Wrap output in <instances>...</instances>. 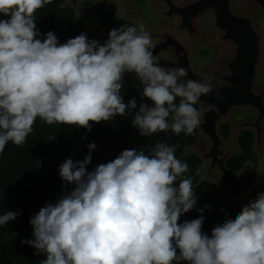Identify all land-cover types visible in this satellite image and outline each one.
I'll return each instance as SVG.
<instances>
[{"label":"clouds","instance_id":"clouds-1","mask_svg":"<svg viewBox=\"0 0 264 264\" xmlns=\"http://www.w3.org/2000/svg\"><path fill=\"white\" fill-rule=\"evenodd\" d=\"M49 3L0 0V16L7 17L0 19V153L9 142L23 145L37 118L90 131V121L127 113L144 137L169 129L190 136L200 126L194 105L212 93L211 84L188 79L181 65L162 66L143 24L113 28L102 45L85 33L59 43L49 31L41 40L34 15ZM126 72L135 73L152 104L136 110L135 97L123 101ZM226 99L216 93L209 106L219 112ZM96 147L92 142L82 161L60 165L71 191L30 217L33 239L20 243L46 255L40 264H264V192L209 235L202 214L178 223L197 203L192 177L184 175L189 165L175 155L178 145L126 149L89 172ZM205 209L210 205L198 211ZM21 212L0 214V226Z\"/></svg>","mask_w":264,"mask_h":264},{"label":"trees","instance_id":"trees-1","mask_svg":"<svg viewBox=\"0 0 264 264\" xmlns=\"http://www.w3.org/2000/svg\"><path fill=\"white\" fill-rule=\"evenodd\" d=\"M66 0H51L34 15L36 27L40 31V39L52 31L59 43H65L81 33H85V25L76 18L71 8L65 7ZM85 13L98 19L99 23L110 32L113 28H120L124 24L136 26L134 23L118 18L117 6L108 1L99 4L88 0L84 3ZM0 19L7 17L0 16ZM86 34V33H85ZM89 40H97L101 45L105 42L103 36L89 33ZM206 55V53H203ZM121 96L127 102L133 97L140 103H147L139 94L142 86L138 79L132 83L122 79ZM179 98L177 99V103ZM148 104V103H147ZM199 111V105H194ZM136 110H133L136 111ZM133 116H115L108 121L99 123L90 121L91 130L77 125L43 123L37 118L33 131L23 145L17 146L9 142L3 153H0V214L7 211L22 210L21 214L6 226H0V264H40L46 259L45 254L34 255L36 251L29 245H21V239H33V228L29 223L30 217L39 212L47 202H55L62 194L70 192L72 185L64 182L59 173L60 165L68 158L73 161H82L88 155V144L95 142L97 147L91 153V163L87 171H92L100 164L115 159L123 150H145L155 143L164 142L169 145H178L175 155L182 162H187L190 171L185 176H191L193 189L197 196V203L192 210L183 214L178 223L199 218L202 214L204 221L202 231L211 234V230L221 224L231 215L235 216L240 210L231 202L220 203L219 191L212 179L202 181L204 164L202 159L192 153L197 145L199 134L194 130L192 135H179L170 129L150 136L140 135L139 130L132 125ZM171 122V117L168 118ZM221 133L224 139L230 135V127L223 125ZM254 136L245 132L239 139L241 153L234 157L229 167L233 173L240 172L247 163L255 159L252 152ZM255 178L249 174L241 182L242 189L251 188ZM258 193L248 199V203L256 198ZM210 205L200 213L198 209ZM15 234V235H14ZM173 264H188L186 261H173Z\"/></svg>","mask_w":264,"mask_h":264},{"label":"water","instance_id":"water-1","mask_svg":"<svg viewBox=\"0 0 264 264\" xmlns=\"http://www.w3.org/2000/svg\"><path fill=\"white\" fill-rule=\"evenodd\" d=\"M82 1L66 0L65 7L73 9L77 19L87 24L86 33L105 34L99 29L96 20L85 16ZM152 1L158 5L156 15L164 20L163 25H149L136 9L129 7L124 9L122 16L138 26L143 24L152 37L155 45L153 55L159 63L162 62L165 67L181 65L189 70L188 79L211 84L212 93L202 96L196 103L200 107L201 124L195 129L199 140L191 152L203 161L202 181L215 179L220 203L228 200L241 210L247 204L238 185L244 173L232 175L227 167L234 149L220 157L226 142L219 130L222 124H232L233 140L245 129L255 131L256 150L262 154L264 165V84H261L264 70V0ZM207 17L212 19L211 27L215 36L210 42L217 48V54L212 65L201 70L194 63V45L204 36L202 21ZM122 79L132 83L137 80L135 73L127 72ZM216 93L227 97L226 101L217 104L219 112L209 106L214 103ZM139 94L148 104H152L142 96L141 90ZM250 111L256 113L254 118L235 123L236 114ZM257 191L264 192V188L257 187L252 192Z\"/></svg>","mask_w":264,"mask_h":264},{"label":"flooded vegetation","instance_id":"flooded-vegetation-1","mask_svg":"<svg viewBox=\"0 0 264 264\" xmlns=\"http://www.w3.org/2000/svg\"><path fill=\"white\" fill-rule=\"evenodd\" d=\"M86 1H88V0H83L82 1V10H83V12H84V14H85V16L86 17H88V18H90V19H92V20H96V22H97V25H98V27L99 26H101V27H104V26H102L100 23H99V21H98V19H96V18H91V17H89L86 13H85V11H84V3L86 2ZM91 1H93L94 3H96V4H99L100 2H102V1H108V2H110V3H112V4H115L116 6H117V16H118V18H121V19H124V20H127V21H129V22H132V23H134L137 27H139L138 26V24L137 23H135V22H133V21H131V20H128V19H126L125 17H123L122 16V13H123V11H124V9L126 8V7H129V8H133V9H136L138 12H139V14L141 15V17L145 20V18L142 16V14L140 13V11L138 10V8H136V7H132V6H129V5H124V7H123V10H121V11H119V8H118V5H117V1L118 0H115L114 2H112V1H110V0H100V1H96V0H91ZM140 3H144V0H138ZM154 5H155V11H154V13H155V16L156 17H158V18H160V19H162L161 17H159L158 15H156V11L158 10V5L155 3V2H153L152 0H150ZM65 6H66V4H65ZM73 10V9H72ZM74 11V10H73ZM75 12V11H74ZM75 15H76V12H75ZM77 18V17H76ZM208 18H211V17H208ZM78 20H80V19H78ZM80 21H82L83 23H84V25H85V33H86V30H87V24L83 21V20H80ZM146 21V20H145ZM203 21H204V19H203ZM202 21V22H203ZM211 21H212V19H211ZM146 23H148L147 21H146ZM165 22H164V20L162 19V24H160V25H158V26H153V25H151V24H149V25H151V26H153V27H159V26H161V25H163ZM203 27V26H202ZM105 28V27H104ZM212 28V27H211ZM99 29H100V27H99ZM105 29H107V28H105ZM204 29V28H203ZM101 30V29H100ZM108 30V29H107ZM213 30V29H212ZM109 31V30H108ZM91 33H94V32H91ZM86 34H89V33H86ZM95 34H98V35H101V36H103L104 37V39H105V34H106V32H105V34H100V33H95ZM204 34H205V32H204ZM204 37V36H203ZM203 39V38H202ZM201 39V40H202ZM200 40V41H201ZM200 41H198V42H200ZM197 42V43H198ZM196 43V44H197ZM195 44V45H196ZM195 45H194V47H195ZM202 56H205L203 53H202ZM194 58H195V55H194ZM214 62V61H213ZM162 63V62H161ZM195 63V62H194ZM212 65V64H211ZM264 76V70H263V73H262V76H261V84H264V82L262 81V77ZM255 115H256V113L255 112H242V113H238V114H236L235 115V123H240V122H242V121H244V120H246V119H252V118H254L255 117ZM243 116V117H242ZM240 117H242V118H240ZM223 125H228L229 127H230V135H229V138L226 140V139H224V137H223V135H222V133H221V127L223 126ZM221 127H220V130H219V132H220V134H221V137H222V139H223V141L224 142H226V145L225 146H223L222 147V149H221V154H220V157H223L224 155H225V153H227L230 149H234L235 150V152H233V155L230 157V159H229V161H228V164H227V167L230 169V167H229V163H230V161L234 158V157H236V156H238L240 153H241V149H240V145H239V139H240V137L242 136V134L243 133H245V132H251L252 134H253V136H254V143H253V147H252V152L255 154V159H253V160H251V161H249L248 163H247V165L245 166V168L243 169V170H241L240 172H237V173H233V171L231 170V173H232V175H238V174H240V173H244V175H243V177L239 180V183H238V185H239V188H240V190H241V192H242V194L245 196V199H246V203L248 204V199L252 196V195H254V194H256V193H260V192H252V191H254V189L255 188H257V187H260V188H264V186L263 185H256V181H257V179H258V177H264V174H262V171H263V169H264V165H263V162H262V154L259 152V151H257L256 150V144H257V135H256V132L255 131H253V130H251V129H245V130H243V131H241L237 136H236V138L233 140V132H234V128H233V125L232 124H227V123H225V124H222L221 125ZM262 146H263V148H264V135H263V141H262ZM258 159H260V163H261V169H260V171H259V173H258V176L257 175H255V173L250 169V164L251 163H253V162H255L256 160H258ZM249 174H252L253 176H254V178H255V180H254V182H253V184H252V186H251V188H249V189H242V187H241V182L243 181V179L245 178V177H247ZM212 180L214 181V183H215V179L214 178H212ZM216 185V184H215ZM218 188V187H217ZM218 191H219V189H218ZM225 201H228V200H225ZM224 201V202H225ZM223 202V203H224ZM230 202V201H229ZM232 203V202H231ZM233 204V203H232ZM234 205V204H233ZM235 206V205H234ZM235 207H237V206H235ZM238 208V207H237ZM239 209V208H238ZM240 210V209H239Z\"/></svg>","mask_w":264,"mask_h":264},{"label":"rangeland","instance_id":"rangeland-1","mask_svg":"<svg viewBox=\"0 0 264 264\" xmlns=\"http://www.w3.org/2000/svg\"><path fill=\"white\" fill-rule=\"evenodd\" d=\"M117 5L119 8V11L123 10L124 5L136 7L138 8L142 16L145 18V20L149 24L153 26H158L162 24V19L155 16L154 11L156 7L150 0H144L143 4L140 3L138 0H118ZM202 26L204 28L205 34H204L203 39L195 45L194 62L197 68L201 70H206L211 66V64L215 60L216 54H217V48L214 47L210 42L215 36V32L211 28V18H208V17L205 18L204 21L202 22ZM99 27L102 31L106 32L105 34V41H106L109 36V31L105 29L104 27H101V26ZM202 53H206V55L202 56ZM160 64L162 65L161 62ZM262 81L264 82V76L262 77ZM250 169L255 173V175L258 176V173L261 169L260 159L251 163ZM256 185L264 186V177H258L256 181Z\"/></svg>","mask_w":264,"mask_h":264}]
</instances>
